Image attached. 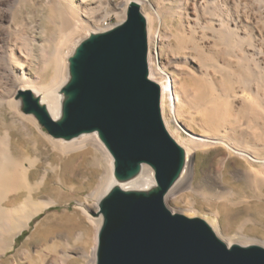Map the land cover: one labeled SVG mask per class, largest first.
<instances>
[{
  "label": "bare ground",
  "instance_id": "bare-ground-1",
  "mask_svg": "<svg viewBox=\"0 0 264 264\" xmlns=\"http://www.w3.org/2000/svg\"><path fill=\"white\" fill-rule=\"evenodd\" d=\"M131 1L139 5L146 21L148 74L160 87V112L164 126L185 151L184 170L166 194L165 204L176 200L183 189H190L202 197L215 198L234 206L230 199L235 194L223 181L226 162L234 156L244 163V167L232 165L230 171L234 179L244 182L243 208H264V83L260 82L263 79L259 81L260 76L257 75L255 82L245 81L239 75L248 67L260 68L264 72V0H123L115 4L114 9L124 18L127 4ZM24 3L32 8L43 6L48 11L47 20L51 30L49 34L42 31L41 41L24 30L23 19L16 23L19 9ZM93 3V0H0V108L11 116L10 124L4 129L0 127V264H23L30 256L34 257L32 264H46L49 254L54 257L50 264H59L60 249L69 247L72 238L68 236L72 233L70 231L66 232L65 240L51 238L42 245L34 244V251L30 248L33 236L28 237L22 248L16 249L9 258L5 257L10 250H14L16 238L29 227L35 216L68 200H60L59 193H64L61 183H65L66 177L62 173V162L59 166L52 162L54 156L59 160H68L89 148L100 155L96 154L92 166L103 168L106 180L102 186L105 188L101 191L99 186L89 197L78 200L75 210L93 227V244L83 258L84 264H95L97 232L102 220L98 202L117 184L112 178V159L95 134L82 135L69 141L50 137L31 114L21 111L18 98L20 92L30 91L46 108L51 119L59 117L60 91L67 78V57L80 38L105 30L104 26H95ZM159 9L166 11L171 19H176L173 32L159 34L158 26H155ZM13 34L18 36V42L12 39ZM34 43H39L37 48ZM47 45H51L52 49L47 50ZM32 70L37 75L32 74ZM166 71L173 76H181L185 81L179 85L177 78ZM48 72H51L50 78L47 82L42 81V76L50 75ZM183 105L192 108V113L199 117L196 125L202 128L201 135L181 125L179 119L184 116ZM242 113L260 114L258 117H246ZM16 124L25 131L30 125L35 130L34 134L27 133L28 130L23 132L20 140H14L11 128ZM29 145H32L33 155L29 153ZM219 147L227 155L219 158L215 168L205 169L195 184L194 155ZM50 156L53 158L50 159ZM45 157L49 159L43 165ZM80 164H77L79 169ZM41 167L46 169L42 174L39 172ZM91 169L85 167L79 177L89 181L93 173ZM50 178H54L59 186L50 189L48 196L42 198L40 195L47 192ZM153 183L152 171L146 167L138 177L119 186L122 189L143 190ZM251 194L255 201L249 200ZM88 198L92 199L93 208L88 206ZM66 213L48 214L39 225H43V222L45 225L54 226L56 223L60 226L58 223H64V219L70 227L75 226L76 219L64 218ZM218 213L207 223L221 238ZM250 221L253 220H243L235 237H226L225 243H254L251 237L241 232V228ZM40 235L44 238V233ZM75 241L77 244L89 243L83 234ZM261 243L264 245V241ZM64 256L61 263L70 264L71 256Z\"/></svg>",
  "mask_w": 264,
  "mask_h": 264
},
{
  "label": "water",
  "instance_id": "water-1",
  "mask_svg": "<svg viewBox=\"0 0 264 264\" xmlns=\"http://www.w3.org/2000/svg\"><path fill=\"white\" fill-rule=\"evenodd\" d=\"M147 52L146 21L131 1L122 21L89 33L67 57L56 120L30 91L18 95L21 111L50 137L69 141L95 134L112 159L117 184L98 202L102 220L95 264H264L263 246L227 245L205 220L166 206L186 157L164 126L160 87L149 78ZM146 167L152 186H119Z\"/></svg>",
  "mask_w": 264,
  "mask_h": 264
},
{
  "label": "rangeland",
  "instance_id": "rangeland-1",
  "mask_svg": "<svg viewBox=\"0 0 264 264\" xmlns=\"http://www.w3.org/2000/svg\"><path fill=\"white\" fill-rule=\"evenodd\" d=\"M93 1H94L93 13H94L95 20H96L95 26H99V27L104 26L105 27L104 29L106 30V28L108 29L111 26H113L114 24L123 20V17L118 13V11L116 9H114V5L121 3L123 0H93ZM108 2L109 3L111 2V3L108 4ZM24 4L19 9V15H18L19 18L17 17L16 23L18 24L19 21L21 19H23L25 22L24 23L25 24L24 30L30 36L41 41L42 36H43L42 31L45 30L46 33L49 34L50 30H51V26L47 20L48 11L43 6H35L32 8L29 4H25L26 6H24ZM160 10L161 9H159L157 11V13L160 15H157L158 19L155 22V26L156 27L158 26L157 29L159 31V34L161 33V35H162L164 33L173 32L175 30L176 19L175 18L171 19V17H169V15L166 14L167 13L166 11H163V9H162L161 10L162 12H161ZM161 14H163V15H161ZM166 15L168 16V18ZM162 16L164 17L163 19L161 18ZM160 19L162 21H159ZM167 19H169V22ZM163 20L164 21L166 20V21L163 22ZM167 22H168V25H167ZM171 27H172V29H171ZM13 35H15V36H12V39H14L18 42L19 41L18 36L16 34H13ZM82 39H83V37L80 38L79 40H82ZM39 43H38V45H39ZM38 45L36 43H34L35 48H37ZM47 46L49 47V48L47 47V50L52 49L51 45H47ZM35 54H37V51H35ZM248 68L252 69V67H248ZM248 68H246V69H248ZM246 69H244L242 73H239L237 71V75L239 73V75H241L242 79L245 81L247 80L248 82H255V80H258L257 76L258 77L260 76L259 81L263 79L260 82L264 83L263 69H261V70H259L260 68L259 69L253 68L252 70L249 69V71L251 70L250 73L248 70L246 71ZM32 71H31L32 74L37 75L34 72V70H32ZM245 71L249 75H246ZM166 72H168V74L171 73L169 71H166ZM251 72H252V74H251ZM50 73L51 72H48V74H50ZM170 75L173 76L172 73ZM45 76H42V81L47 82L48 79L50 78L51 74L50 75L46 74ZM173 77L177 78L179 85L183 84V82L185 81V80L183 81V78L181 76L180 77L177 76V74H174ZM255 77H256V79H255ZM181 79H182V81H181ZM181 108H183V111H184V116H181L179 119L180 122L182 121L181 125L184 127H188V128L190 127V129H191L190 132H192L196 135H201L203 133L202 132L203 130H202V128L200 129L199 125H196L197 123H199V117L196 116L194 113H192V110H191L192 108H190L189 106L183 105V107H181ZM187 112L189 115L187 114ZM258 114H260V113H258ZM258 114L254 113L252 115H247V114L242 113V116L255 117L257 115V117H258ZM240 115H241V112L239 113V116L237 115V117L240 118ZM242 116H241V118H246V117H242ZM259 116H261V115H259ZM192 119H194V120L192 121ZM10 121H11V116L6 111L4 113V109L0 108V127L3 129H4V127L6 128L8 123L10 124ZM42 129L46 132V130L43 127H42ZM11 130H13L12 135L14 137V140H17V139L20 140L22 138L21 137L22 134H24L28 130L29 131L27 133H31V134H34V131H35L34 128L33 127L31 128L30 125L27 126V129L25 131L23 129V127H21V125H19V124H16L15 126H13L11 128ZM28 148H29V153L33 155L34 152H32L33 151L32 145H29ZM47 154L50 155V153H47ZM96 154L98 155V153H96L92 148H89L85 152H83L81 154L78 153V155L76 154L68 160H65L64 158H63L64 160L63 159L59 160L55 156H54V158L50 156L51 157L50 159L53 158L52 162L57 164L58 166H59V163L62 162V165H63L62 173H63V175H65L66 178L64 177L65 183L62 182L65 185H63L61 183V187H62V190L64 193H59V194H60V198H61L60 200H64V199H68V200H67V202H63L59 205L53 206V207L43 211L41 214L35 216L31 220L29 227L27 229H25L23 231V233L16 238L14 250H10L5 258H9L11 254H14L16 249L22 248V244L26 241V239L28 237L33 236V240H32L33 243L30 242V248H31V251L32 250L34 251V250H36V248L34 247L35 246L34 244L42 245L43 243H45V241L46 242L50 241L51 238H56V239H58V238L62 239L63 238V240H65L67 238L66 232L69 233V231H70L72 233L68 236H71L72 238L70 239L71 241L69 243V247L63 246L60 249L57 261L59 262V264H63L61 262H63V260L65 259L64 255L69 254L71 256V259L73 260V261L71 260L70 264H84L83 255L85 252H89L90 247H92L94 231H93V227L87 222L85 217L80 212L75 210V206L77 205L76 203L78 200L82 201V200L86 199L87 197H89L92 194V192L99 189L100 188L99 186H101V191H103L105 188L104 185L102 186V184L106 180L105 172H104L103 168H101V167L98 168L96 166L95 167L92 166V163L95 160V157L97 156ZM226 155H227V152L220 147L197 152L193 158V164L195 165L194 183L197 184V182L199 181V179L202 175V172L205 169H207L209 167L215 168L217 166L219 158L226 156ZM98 156H100V155H98ZM43 159H44V161H43V165H44L48 162L49 158L45 157ZM71 159H73V160H71ZM79 162L82 164H80ZM77 164H80V169H79ZM232 165H235L237 167H244V163L238 157L231 156L227 160L226 165H225L226 167L224 168L225 170L223 172L224 173V178H223L224 184L229 189L231 188L235 194V196L233 195V197L230 200H231V202L235 203V205H237V206H235V205L233 206L230 203L224 204V202L219 201L215 198L202 197L201 195L197 194L196 192H194L190 189H183L181 192H179L177 194L176 200H172L168 205L167 204L166 205L171 211L174 210L173 212L181 213L187 217H199V218L205 220L206 222H208L210 219H212L214 214L219 212L218 213L219 218H220L219 222H221L220 223V225H221L220 233L222 236L221 238L219 236V238L222 240L224 239V242H225L226 237H232V236L235 237L234 235L238 231V228L240 227V224L243 220L251 219L253 221L248 222V224L246 223L245 226H243L241 228V232L244 233L245 235H247L249 238L251 237V239L253 240L252 242H254V243L250 242L248 244H256L257 245V243H258L261 246L262 245L261 242L264 241V208L257 209L260 212H257L256 209L245 210L243 208L244 205L242 206V204H241V202L243 201L242 190L244 189L245 185H244V182L234 179L232 177V175L230 174V171L232 170ZM85 167H87L89 169L92 168L91 170H93L92 171L93 173L91 174L92 178L89 181H87L85 178L79 177L80 171H82V169H84ZM44 171H46L45 167L39 168V172H41V174ZM74 173H76L78 175L73 176ZM35 177H37V176H35ZM84 182H86V183H84ZM58 186L59 185L56 184L55 179L50 178L47 181V192H45L44 194H41L40 196H42V198H46L48 196L47 194H49V190L52 188H56ZM262 193L264 194V191ZM249 200L255 201L256 199L252 195V197H250ZM88 202H89L88 206L90 208H93V201L91 198H88ZM222 206H224V208ZM229 208H230V210L228 211ZM231 209H234V210H231ZM252 211H254V212H252ZM64 212H67L65 215L66 217H64V218L67 219V217H68V219L69 218H71L72 220L76 219L75 220V223H76L75 226L70 227V225L67 224V222H65L64 219L62 220L64 223L59 222V221H58L59 223L57 222L58 224H60V226L55 223L56 225L54 224V226L52 225L53 226L52 227L51 225H48V224L45 225L43 222H42L43 225H41V224L39 225L40 221H43V218H45V216H47L48 214L53 213L56 215H63ZM249 212L252 214L248 215ZM224 218H225V220H224ZM78 221H79V223H78ZM82 222H85V224H83ZM81 223H82V225H81ZM78 225H79V227H77ZM82 228H84V229L82 230ZM86 232H87V234H86ZM43 233H44V238L40 235ZM34 234H35V236H34ZM82 234L85 235L86 242H89V243H87L85 245L84 244H77L75 239H76V237H78ZM37 238L39 240H37ZM237 244H240V243H237ZM242 245H246V243H242ZM262 246L264 247V245H262ZM70 247L72 248V250ZM67 250H68V252H67ZM2 258H4V257H2ZM28 259L29 260L24 261L23 264H32V261H34V257L30 256ZM53 260H54L53 255L49 254V256L47 257L46 264H50V262H52Z\"/></svg>",
  "mask_w": 264,
  "mask_h": 264
}]
</instances>
